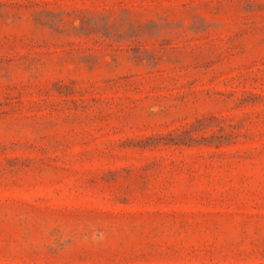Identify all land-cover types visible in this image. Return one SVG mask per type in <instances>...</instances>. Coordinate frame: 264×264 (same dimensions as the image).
<instances>
[{"label": "rangeland", "instance_id": "obj_1", "mask_svg": "<svg viewBox=\"0 0 264 264\" xmlns=\"http://www.w3.org/2000/svg\"><path fill=\"white\" fill-rule=\"evenodd\" d=\"M0 264H264V0H0Z\"/></svg>", "mask_w": 264, "mask_h": 264}]
</instances>
